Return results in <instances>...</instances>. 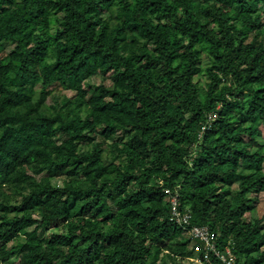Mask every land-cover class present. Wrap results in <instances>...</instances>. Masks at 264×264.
Listing matches in <instances>:
<instances>
[{
    "label": "trees",
    "instance_id": "1",
    "mask_svg": "<svg viewBox=\"0 0 264 264\" xmlns=\"http://www.w3.org/2000/svg\"><path fill=\"white\" fill-rule=\"evenodd\" d=\"M263 131L264 0H0V264H264Z\"/></svg>",
    "mask_w": 264,
    "mask_h": 264
},
{
    "label": "built area",
    "instance_id": "2",
    "mask_svg": "<svg viewBox=\"0 0 264 264\" xmlns=\"http://www.w3.org/2000/svg\"><path fill=\"white\" fill-rule=\"evenodd\" d=\"M166 192H170L166 189ZM171 202L173 208V215L176 217L177 221H184L188 223L189 215L187 213L182 214L179 209V201L177 194L171 195ZM188 231L195 237L200 238L204 243L205 253L204 258H195L196 264H213L209 258V251H213L215 255L220 258L224 264H236L235 258L229 247H226L224 251L215 246L214 235L210 231L208 226L205 225H193L189 227Z\"/></svg>",
    "mask_w": 264,
    "mask_h": 264
},
{
    "label": "rangeland",
    "instance_id": "3",
    "mask_svg": "<svg viewBox=\"0 0 264 264\" xmlns=\"http://www.w3.org/2000/svg\"><path fill=\"white\" fill-rule=\"evenodd\" d=\"M100 81H102V76L101 75H95V76H91L89 79H87L84 82V85L86 87H89L90 85L99 83ZM202 88L203 87L200 85L201 90H202ZM65 93L70 95L73 93V91L71 89H69L66 85L53 86L51 88L49 101H54L58 98L59 95H62ZM263 133H264V131H263ZM250 141H252L253 145H255V146L258 145L257 141H254L251 139H250ZM261 167H262V171L264 172V162L261 164ZM53 182L55 184L60 185V184H62V178H56V179H54ZM263 211H264V190L259 193V202H258L257 208L251 212V215L255 216V215H258L259 213H262Z\"/></svg>",
    "mask_w": 264,
    "mask_h": 264
}]
</instances>
